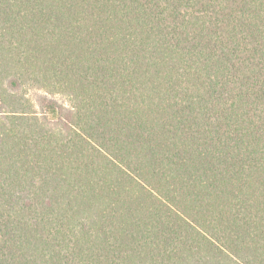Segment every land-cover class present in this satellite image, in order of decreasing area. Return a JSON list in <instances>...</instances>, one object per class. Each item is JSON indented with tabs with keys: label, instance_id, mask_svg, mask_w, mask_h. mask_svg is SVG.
I'll return each instance as SVG.
<instances>
[{
	"label": "trees",
	"instance_id": "trees-1",
	"mask_svg": "<svg viewBox=\"0 0 264 264\" xmlns=\"http://www.w3.org/2000/svg\"><path fill=\"white\" fill-rule=\"evenodd\" d=\"M0 264H264V0H0Z\"/></svg>",
	"mask_w": 264,
	"mask_h": 264
},
{
	"label": "rangeland",
	"instance_id": "rangeland-1",
	"mask_svg": "<svg viewBox=\"0 0 264 264\" xmlns=\"http://www.w3.org/2000/svg\"><path fill=\"white\" fill-rule=\"evenodd\" d=\"M33 94V92H31ZM42 93V92H41Z\"/></svg>",
	"mask_w": 264,
	"mask_h": 264
}]
</instances>
